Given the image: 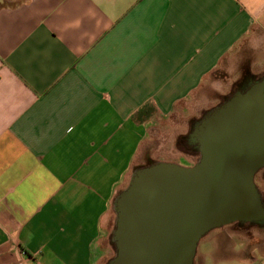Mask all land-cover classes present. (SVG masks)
Instances as JSON below:
<instances>
[{
  "label": "crops",
  "instance_id": "1",
  "mask_svg": "<svg viewBox=\"0 0 264 264\" xmlns=\"http://www.w3.org/2000/svg\"><path fill=\"white\" fill-rule=\"evenodd\" d=\"M249 39L264 44V0L0 8V264L23 250L31 264H106L111 210L143 144ZM147 103L157 112L137 122Z\"/></svg>",
  "mask_w": 264,
  "mask_h": 264
},
{
  "label": "water",
  "instance_id": "2",
  "mask_svg": "<svg viewBox=\"0 0 264 264\" xmlns=\"http://www.w3.org/2000/svg\"><path fill=\"white\" fill-rule=\"evenodd\" d=\"M193 165L155 161L133 171L114 201L109 264H195L201 239L234 222L264 224V77L198 121Z\"/></svg>",
  "mask_w": 264,
  "mask_h": 264
},
{
  "label": "rangeland",
  "instance_id": "3",
  "mask_svg": "<svg viewBox=\"0 0 264 264\" xmlns=\"http://www.w3.org/2000/svg\"><path fill=\"white\" fill-rule=\"evenodd\" d=\"M22 1L3 0L0 1V7ZM249 43L250 47L241 52L235 50L230 61H224L222 67L213 74L217 81L209 80L208 85L202 87L196 96L183 105H178L172 117L159 120V127L153 130L151 141L143 144L137 156L140 162L168 160L185 165L197 162L199 151L191 149L185 140L190 136L193 122L200 120L208 110L217 106L225 94L233 92L234 82L241 80L245 74V66L251 67L256 75H264V44H257L256 48H252L255 42L249 39ZM256 182L264 195V169L256 175ZM116 216L113 207L106 237L111 255L106 264H109L116 253V243L113 240ZM260 255H264V224L247 223L243 227L228 225L211 230L201 239L195 264H240Z\"/></svg>",
  "mask_w": 264,
  "mask_h": 264
},
{
  "label": "flooded vegetation",
  "instance_id": "4",
  "mask_svg": "<svg viewBox=\"0 0 264 264\" xmlns=\"http://www.w3.org/2000/svg\"><path fill=\"white\" fill-rule=\"evenodd\" d=\"M264 77V75H262V76H259V75H256V74H254L253 72H252V69L250 68V67H248L246 70H245V74H244V76H243V78L241 79V80H236L235 82H234V87H233V93H235L236 91H238V90H246V89H248L249 87H251L254 83H256L257 81H259V80H261L262 78ZM232 93V94H233ZM229 97V96H228ZM227 98V97H226ZM225 98V99H226ZM224 101V100H223ZM220 103H222V102H220ZM219 103V104H220ZM208 111H210V110H208ZM207 111V112H208ZM206 112V113H207ZM205 113V114H206ZM205 116V115H204ZM203 118V117H202ZM201 118V119H202ZM200 119V120H201ZM200 120H195L194 122H193V126H192V130L193 129H195V127H196V124L198 123V121H200ZM191 130V131H192ZM186 140V142H187V144L189 145V146H191V149H193V150H197V147H196V145L194 144V143H192L191 141H190V136H189V138L188 139H185ZM198 151V150H197ZM200 154V153H199ZM153 161H149L148 163H145V164H143V166H146V165H149V164H151ZM264 169V167L263 168H261L259 171H261V170H263ZM258 171V172H259ZM258 174V173H257ZM264 196V195H263ZM247 223H249V222H234V223H232V224H229V225H236V226H238V227H243L245 224H247ZM251 224V223H250ZM226 226H228V225H226Z\"/></svg>",
  "mask_w": 264,
  "mask_h": 264
},
{
  "label": "trees",
  "instance_id": "5",
  "mask_svg": "<svg viewBox=\"0 0 264 264\" xmlns=\"http://www.w3.org/2000/svg\"><path fill=\"white\" fill-rule=\"evenodd\" d=\"M0 1H3V0H0ZM24 2V0L21 2V3H23ZM21 3H19V4H14V5H4V6H1L0 8H2V7H16V6H18V5H20ZM157 112V107H156V105L155 104H153V103H147V104H145L142 108H140L136 113H135V115H134V117H135V120L137 121V122H145V121H147V120H149L155 113ZM199 158H200V155H199ZM199 158H198V160H199ZM197 160V161H198ZM143 166V165H142ZM142 166H136V168L135 169H137V168H140V167H142ZM124 189V188H123ZM122 190V189H121ZM120 190V191H121ZM114 207V206H113ZM115 210V209H114ZM117 217V216H116ZM116 217H115V221H114V229H115V225H116ZM113 229V230H114ZM116 254V253H115ZM115 254L112 256V258L115 256Z\"/></svg>",
  "mask_w": 264,
  "mask_h": 264
},
{
  "label": "built area",
  "instance_id": "6",
  "mask_svg": "<svg viewBox=\"0 0 264 264\" xmlns=\"http://www.w3.org/2000/svg\"><path fill=\"white\" fill-rule=\"evenodd\" d=\"M21 258L15 261L13 264H31L30 263V256H28V253L26 251H21Z\"/></svg>",
  "mask_w": 264,
  "mask_h": 264
}]
</instances>
